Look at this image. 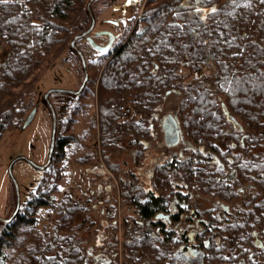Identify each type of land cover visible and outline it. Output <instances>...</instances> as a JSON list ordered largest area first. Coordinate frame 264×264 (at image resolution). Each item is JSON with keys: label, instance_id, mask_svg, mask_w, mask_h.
<instances>
[{"label": "trees", "instance_id": "1", "mask_svg": "<svg viewBox=\"0 0 264 264\" xmlns=\"http://www.w3.org/2000/svg\"><path fill=\"white\" fill-rule=\"evenodd\" d=\"M87 1L0 0V53H4L0 58V137L11 129L20 128L29 112L39 105L40 93L37 95L35 91L38 77L49 61L72 52V38L90 23ZM144 15L146 28L139 34L132 33L122 50L108 61L107 58L106 62L101 60L96 67L101 71L97 79L95 75L89 78L90 94L99 106L97 122L95 117H90L87 104L78 106L76 98L71 97L72 113L74 117L80 116L73 122L78 124L83 120L84 125L87 124L79 134H73L71 125L67 129L65 125L60 128L63 112L52 102L57 114V134L52 164L43 171L37 188L44 192L27 203L23 201L10 223H0V264H83V251L76 244L80 242L71 231L74 217L82 214L85 207L72 204L67 197L58 206L54 203L53 209L58 208L56 216L60 219L56 220V226L51 225L52 232H47L46 227L39 228L35 209L53 204L48 196L58 192L55 184L62 176L55 165L62 162L65 149L71 145L69 153L74 156L84 149V140L95 124H98L102 147L127 137L128 124L120 113L124 100L130 96L138 100L140 108L145 106L150 110L154 100L178 79L181 93L178 111L185 137L202 143L220 138L223 118L215 113L217 106L209 90L198 80L195 85L186 82V76L177 74V67L167 64L175 61L180 64L186 58L193 67H199L204 56L213 53L218 70L214 91L224 97L230 111L239 112L251 127H257L254 141H264V0H150ZM88 55L86 53V57ZM159 57L167 66L154 75L149 71L150 62ZM86 60L90 70L91 62ZM53 97L64 98L53 94L51 101ZM131 126L137 141L147 135L145 123ZM88 127L90 130L86 129ZM87 156L78 159L84 163ZM142 158L143 152L139 150L137 163ZM104 160L123 183L118 196L132 202L137 215L143 219L151 218L167 206L169 181L173 175L181 174L185 180L191 175L188 163H179L175 168L172 164H163L154 169L145 186L135 174L128 175L126 180L120 179L118 166L110 164L106 156ZM116 215L115 209L110 210L107 257L119 242L116 238L119 227L111 223ZM63 228L69 233L61 237ZM123 228L124 237L119 243L129 263L144 258L152 264L166 261L168 254L158 249L157 238L132 236L127 240L128 232ZM102 241L104 245L105 240Z\"/></svg>", "mask_w": 264, "mask_h": 264}, {"label": "flooded vegetation", "instance_id": "2", "mask_svg": "<svg viewBox=\"0 0 264 264\" xmlns=\"http://www.w3.org/2000/svg\"><path fill=\"white\" fill-rule=\"evenodd\" d=\"M142 2L143 0L134 1V11ZM109 3L107 5L111 4ZM143 3H145L143 6L147 8V0ZM130 19L126 24L118 21H104L110 24L113 30L97 29L95 24L89 37L98 45L105 46L109 39L107 36H96L97 32L109 31L114 36L110 48L104 53L93 49L85 39L77 41V47L84 55L86 66L87 57L82 47H88L93 52L105 56H115L126 44L123 37L127 33ZM72 52L75 54L73 50ZM3 55L4 53H0V58ZM185 59L180 64L175 61L174 64L167 65L177 67V74L186 76V82L195 85L198 80L209 90L211 100L217 106L215 113H220L223 118L221 136L211 143L194 142L193 139L189 141L185 137L178 111L181 98L178 79L160 97H155L156 102L150 110L145 106L140 108L138 100L132 96L124 100L120 114L128 124V135L119 142H123L124 148L130 150L129 156H134L133 169L129 170V175L139 176L142 185L146 186L154 169L163 164H172L175 168L179 163H188L191 172L188 180H185L181 174L170 178L167 206L151 218H140L132 202L127 201L129 203L127 208L136 211V215L131 216L129 222L126 224L122 222L128 232L127 240L132 236L141 239L157 238L158 249L168 254L166 261L160 264H264V141H254L257 139L254 136L257 127H251V123L239 112L230 111L224 97L214 91L218 70L213 53H207L199 67H193L192 62ZM78 61L82 79L75 89L79 88L83 80L79 58ZM167 65L160 57L152 58L149 71L157 75ZM88 82L89 72L87 83L79 95H63L64 108H66L67 99L72 97L76 98L78 106L87 104L89 110L90 104L87 101L92 96ZM144 123L148 130L147 135L137 141L138 139L131 132V125L139 124L140 126ZM174 130H177L173 134L174 142L168 144L166 136L172 134ZM114 144L116 143H107L105 147L113 149L115 147L111 146ZM139 150H142L143 158L140 163H137L136 157ZM109 163L115 165L110 161ZM144 165L147 169L137 174L140 166L143 168ZM149 167L152 168L149 169ZM96 168L94 167V170ZM96 171L102 179L101 182L108 179L103 167ZM107 172L110 177H114L108 168ZM114 186L111 179L105 186L97 180L96 188L98 191L102 188L106 195L98 199L92 207L99 206L98 213L101 216L107 213L110 215V210L116 208V202L113 199ZM111 223L119 227L116 220H112ZM116 238L119 240L117 236ZM91 256L93 264L98 262L103 264L99 255L91 254ZM108 256L106 263L131 264L123 256V249L119 242L117 246L110 249ZM86 258H89L88 255ZM134 264H152V262L144 258Z\"/></svg>", "mask_w": 264, "mask_h": 264}, {"label": "rangeland", "instance_id": "3", "mask_svg": "<svg viewBox=\"0 0 264 264\" xmlns=\"http://www.w3.org/2000/svg\"><path fill=\"white\" fill-rule=\"evenodd\" d=\"M134 1L136 0H97L92 6L93 13L97 19V29L113 30V27L110 24L104 23V21H118L126 24L127 20L131 18L127 33L123 37V41H126L131 37L132 33H141L146 28V25L144 24V19H146V17L141 16H144V12L147 8L143 6L145 4L143 3L145 0H143L142 4L139 5L138 8H135L134 11ZM149 1L150 0H147V3ZM108 2L111 4L109 3L110 5H107ZM82 48L85 54L89 53L87 56L88 61L91 62L89 66L90 70H88L89 78L92 79L95 75L97 79L100 76L101 71H98L96 67L99 66L102 61L106 62V58L108 61L112 56L106 55L107 57H105L102 54L93 52L88 47ZM91 69L94 70L92 71ZM189 78L191 77L189 76ZM81 79L82 71L80 64L77 56L73 52L65 53V55L63 54L60 58L51 62L49 61L48 65H45L41 71L35 85L37 95L40 93L38 99L40 103L37 106V112L32 123L25 130L14 128L5 132L0 137L1 217H9L15 205L14 188L7 174L9 162L19 155L27 157L36 164H43L46 161L50 139L51 118L49 110L43 102L42 94L53 88L75 89ZM63 99L64 98L53 97L51 101L58 106L59 112H63L60 117V128L65 125V128L67 129L70 127L69 125H71L73 129H71L72 133L79 134V131L84 129L87 124L84 125L83 120H80L78 124L77 121H74L75 123L73 122V119L77 118L78 120V118H80V116L74 117L72 113L74 111V109H72L74 107V102L68 98L67 105H65L66 108H64ZM89 99L90 100L87 101L90 104L88 113L90 114V117H95L97 122V111L99 109L98 102L92 97ZM79 114L81 115V112H79ZM89 127L86 129L90 130ZM99 135L98 124H95L91 131H88V137L83 143L84 149L80 151L77 156L69 153V149L71 150L73 147L72 145L70 148L65 149V156L62 159V162L57 166L55 165L56 168H60L62 174L61 180L55 184L59 190L57 193L55 192L51 194V196H48L53 201V204L51 206L48 205L47 207H38L35 209V215L39 217V228L43 229L46 227L47 232H52V226H56V220L58 221V219H60L56 216V210H58V208L53 209L55 208L53 207L54 203L58 206L59 202L64 197H67L72 204L85 207V211L82 214L74 217L72 223L73 231H71V234H75L77 241L80 242L76 244H78L80 250L83 251L84 261L86 259L87 251L96 247L99 239L100 243L103 242L102 240H105L104 245H106L109 238V231L107 226L104 227V223H107V225L110 224V218H107L106 215H99V206L96 207L97 209L92 207L98 199H102L106 195L102 188L99 191L98 188H96L97 180H99L103 186L108 184L109 179L114 182L113 199L116 202L115 210L117 215L115 219L112 218V220H116L119 227L121 226L120 228H117L116 232L119 242L122 241L124 237L122 222L126 224L129 222L128 220L131 216L136 215V211L127 208L129 203L122 199V197L118 196V193L122 190L121 187L123 186V183L119 181L117 176H114L113 179L108 175V167L104 160V157L106 156L110 162L117 165L120 171V179L122 178L123 180H126L129 175V170L133 169L132 162L134 156H129L130 150L124 148L123 142H118L111 146L115 147L113 149L102 147ZM86 154H88V159L84 160V163H81L78 157L83 155L86 156ZM94 167H97L96 170L103 167L105 176H107L108 179L101 182L102 179L99 178ZM151 168L152 167H149V169ZM144 169H147L146 165H144L143 168L140 166V169H136V173H142L144 172ZM13 174L19 184L21 203L23 201L27 203L33 196L38 197L39 194H43L44 191H42V188H39L37 191L39 183L43 177V171H37L26 162L18 161L13 166ZM22 205L23 204H21V207ZM63 219L64 218L62 217L61 221ZM1 227L2 226H0V230ZM68 233L69 232L63 228L60 232V236H66ZM88 261L92 263L91 259Z\"/></svg>", "mask_w": 264, "mask_h": 264}, {"label": "water", "instance_id": "4", "mask_svg": "<svg viewBox=\"0 0 264 264\" xmlns=\"http://www.w3.org/2000/svg\"><path fill=\"white\" fill-rule=\"evenodd\" d=\"M94 2H95V0H88L87 4H86L87 14H88L89 19H90V23H89L88 27L83 32H81L80 34H77L76 36H74L70 42L71 49L75 52V54L78 56V58L80 60L81 67L83 70V80H82L79 88H77V89H54L53 88V89H49L48 91H46L45 93L42 94L43 102L47 106L49 113H50V118H51L50 139H49V146H48V153H47L46 161L43 164H36L32 160H29L27 157L19 155V156H16L15 158H13L9 162V165L7 167V174H8L9 180L12 183V186L14 188L15 205H14V209H13V211L9 217L5 218V217L0 216V223H4V224L10 223L17 216L19 209H20V205H21V196H20L19 184H18V182H17V180L13 174L14 164L18 161H24L29 166L34 168L35 170L41 171V172L46 170L48 168V166L51 164L54 149H55V143H56L57 114H56L55 108H54V106L50 100V96L53 94L77 96L81 93V91L83 90V88L85 87V85L87 83L88 70H87V66H86V61H85L83 53L77 47V41H79L80 39H85L91 45V47L93 49H95L96 51H98L100 53H104V52L108 51V49L110 48V46L113 42L114 36L109 31H99L96 33V36H107L108 37L109 40L105 46L98 45L97 43H95L92 40L91 37H89V34L94 30L95 24H96V17L93 13V10H92V4ZM36 112H37V108H33L29 112V114L25 118L23 124L21 125L20 130H25L32 123V121L36 115ZM176 131L177 130H174L172 134L170 133L169 135L166 136V141L168 144H172L174 142L172 139L174 138L173 134H175ZM87 260L88 259L86 258L85 261L83 262V264H87Z\"/></svg>", "mask_w": 264, "mask_h": 264}, {"label": "crops", "instance_id": "5", "mask_svg": "<svg viewBox=\"0 0 264 264\" xmlns=\"http://www.w3.org/2000/svg\"><path fill=\"white\" fill-rule=\"evenodd\" d=\"M109 216H110L109 213H107L106 217L108 218ZM108 225H107V223H104V227L107 226V228H108ZM108 234H109L108 235L109 236L108 239H110V237H111L110 232ZM107 248H108V246L107 245L104 246L103 242L100 243V239H99L98 243H97V246L94 247V248H91L90 250L87 251V255L89 257L88 260L91 259V261L93 262L91 254H93L94 256H98L99 255L100 259L102 260V263L105 264V262H107V260H108L107 255H106L107 254L106 253L107 252Z\"/></svg>", "mask_w": 264, "mask_h": 264}, {"label": "snow or ice", "instance_id": "6", "mask_svg": "<svg viewBox=\"0 0 264 264\" xmlns=\"http://www.w3.org/2000/svg\"><path fill=\"white\" fill-rule=\"evenodd\" d=\"M213 11H215V10L213 9Z\"/></svg>", "mask_w": 264, "mask_h": 264}]
</instances>
